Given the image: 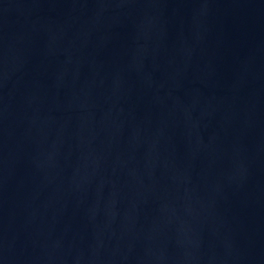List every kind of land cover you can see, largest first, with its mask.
Masks as SVG:
<instances>
[{"label": "water", "instance_id": "water-1", "mask_svg": "<svg viewBox=\"0 0 264 264\" xmlns=\"http://www.w3.org/2000/svg\"><path fill=\"white\" fill-rule=\"evenodd\" d=\"M0 264H264V0H0Z\"/></svg>", "mask_w": 264, "mask_h": 264}]
</instances>
